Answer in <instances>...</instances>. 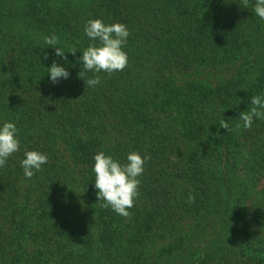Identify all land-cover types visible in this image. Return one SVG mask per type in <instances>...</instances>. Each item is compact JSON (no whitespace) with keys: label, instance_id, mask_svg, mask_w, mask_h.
I'll return each instance as SVG.
<instances>
[{"label":"trees","instance_id":"1","mask_svg":"<svg viewBox=\"0 0 264 264\" xmlns=\"http://www.w3.org/2000/svg\"><path fill=\"white\" fill-rule=\"evenodd\" d=\"M254 6L0 0V122L17 124L21 145L0 168V264H264V120L247 130L239 120L264 93ZM89 19L130 31L127 67L99 73L96 87L78 63ZM52 34L66 59L44 43ZM53 61L68 80L51 83ZM31 150L49 160L27 179L20 161ZM100 151L151 156L130 217L97 199Z\"/></svg>","mask_w":264,"mask_h":264},{"label":"clouds","instance_id":"2","mask_svg":"<svg viewBox=\"0 0 264 264\" xmlns=\"http://www.w3.org/2000/svg\"><path fill=\"white\" fill-rule=\"evenodd\" d=\"M246 4L249 0H245ZM253 12L256 17L264 20V0H255ZM84 35L90 43L78 58L82 64L84 73L91 72L93 77L87 79V87H96L101 83V72L111 75L114 72L123 71L128 65V53L125 48L128 44L130 31L126 24H107L103 19H89L83 28ZM44 43L55 50L58 57L65 58L59 44V38L55 34L46 36ZM72 51L71 54H75ZM47 59V56H45ZM48 77L53 85L61 80H68L71 73L66 67L57 61L47 68ZM81 71V72H82ZM252 107L241 112L239 120L242 127L247 130L251 128L254 120H264V93L251 97ZM226 128L227 122H224ZM239 127V126H238ZM20 130L13 121L0 122V168H3L9 158L20 151ZM151 156L145 152L143 155L138 151L129 152L125 160L115 158L113 155L100 151L93 156L94 164L92 171L95 175L94 187L97 190L98 201H103L102 207H111L112 211L122 217H130L134 202L139 198L140 176L145 171V164ZM49 157L46 153L31 150L24 152V158L20 161L24 177L31 179L36 172L42 170V166L48 163ZM195 197L189 196V201L194 202Z\"/></svg>","mask_w":264,"mask_h":264},{"label":"rangeland","instance_id":"3","mask_svg":"<svg viewBox=\"0 0 264 264\" xmlns=\"http://www.w3.org/2000/svg\"><path fill=\"white\" fill-rule=\"evenodd\" d=\"M233 73H234V70L233 69L224 70V71L218 72L216 74H213V73H210V72L206 71V72H203L201 75H194V77L193 76L192 77H189L188 80L191 79V78H194V79H202V80L211 78L214 82H216V81H219L221 79H227L228 77L232 76ZM178 80H179L180 83L183 82L182 77H178ZM188 226H189L188 223L185 224L184 231H185V229Z\"/></svg>","mask_w":264,"mask_h":264}]
</instances>
